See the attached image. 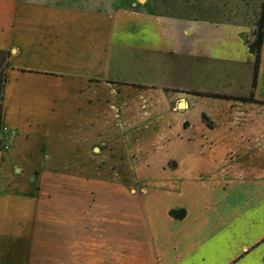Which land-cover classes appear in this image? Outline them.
I'll return each mask as SVG.
<instances>
[{
	"label": "crops",
	"instance_id": "obj_1",
	"mask_svg": "<svg viewBox=\"0 0 264 264\" xmlns=\"http://www.w3.org/2000/svg\"><path fill=\"white\" fill-rule=\"evenodd\" d=\"M149 2L0 0V264H264V44L253 88L256 56L240 36L249 22L239 6ZM145 71L156 79L144 84ZM136 133L154 137L156 171L178 160L218 173L171 194L190 199L195 183L204 196L214 183L220 210L156 213L146 226L129 212L81 210L80 194L57 219L49 173H75L71 187L81 188L91 156ZM227 154L235 157L223 164Z\"/></svg>",
	"mask_w": 264,
	"mask_h": 264
},
{
	"label": "rangeland",
	"instance_id": "obj_2",
	"mask_svg": "<svg viewBox=\"0 0 264 264\" xmlns=\"http://www.w3.org/2000/svg\"><path fill=\"white\" fill-rule=\"evenodd\" d=\"M78 1V4H87L92 7L109 8L113 6L116 0H63L64 3H71ZM123 4L130 8L132 3L145 4L148 0L140 3V0H122ZM161 1V0H159ZM166 6H167V1ZM177 2L178 6H188L189 9H196L197 7L206 6L208 4L219 7L224 4L225 0H173ZM229 6H239L240 16L243 20L249 22V31L247 33H241V37L244 41L245 47L249 53H252V48L258 40V37L264 38V0H226ZM154 0H150L148 8H152ZM220 12V10H219ZM262 25V28H260ZM128 50V49H127ZM125 51L129 57L132 55L130 51ZM262 50V48H261ZM260 50V51H261ZM254 54V53H252ZM255 55V54H254ZM130 59V58H129ZM140 66L134 65L135 70ZM145 71L144 75H140L139 80H144V84L154 81L156 77H152ZM154 75V74H153ZM132 75H128L130 77ZM136 78H138L136 76ZM128 85V84H127ZM148 89H156V85L153 88L145 86ZM252 95V93H251ZM239 98V97H238ZM254 98V97H253ZM150 99H154L150 97ZM255 100V99H254ZM254 102H257L256 100ZM147 112V111H146ZM148 113V112H147ZM152 116V115H151ZM149 117V116H148ZM204 122L208 127H212V122L205 115L203 117ZM147 125H145L146 127ZM263 127V125H262ZM140 129V127H139ZM137 134V135H136ZM134 137L126 140L120 146L119 141H114L116 147L111 145V154H102L98 151L95 155H92V162L95 170L93 172H84L79 174L82 187L74 189L71 187L74 183L72 180L77 181L75 173L69 172H50L49 187H53L50 191V204L56 208V218L60 215L59 210L63 215L72 211V205H77L76 197L81 194L80 208L84 211H101V212H129V214L135 217H146L145 224L150 225L156 222V213L166 214L172 210L185 209L186 214L198 212L200 210L215 213L220 210L221 203L215 202L214 195L218 191L217 187H214V183L207 188L206 194L200 196L202 191L199 184L193 183V194L190 199L179 197L176 199L171 193L181 190V186H178L181 181L184 180H210L216 179L218 173L204 175L201 173L200 164L197 165V171H188L189 167L180 163L178 160H172L164 167V170L156 171V159L148 158L149 154L156 153V141L154 137L139 139L141 134L136 133ZM139 134V135H138ZM263 137L258 136L256 140V148L264 149ZM120 141V142H121ZM167 141H163L162 144H166ZM206 140L200 141L199 146L202 148L203 155L210 153L208 149L211 146ZM2 145V143L0 144ZM8 145L4 142L3 151H6L5 147ZM164 146V145H163ZM160 146V147H163ZM165 147V146H164ZM106 148H103L105 150ZM264 153V152H262ZM262 153L260 156H263ZM228 155V154H227ZM219 155L220 159H224L221 162L227 164L234 159V155L228 156ZM264 157V156H263ZM141 159V160H140ZM194 164H197L195 162ZM181 167H180V166ZM106 166V167H105ZM178 167H180L178 169ZM65 180L64 184H58ZM60 193H66L68 196L60 198ZM199 193V194H198ZM220 195H217V197ZM165 197L168 200H165ZM161 199L163 204H161ZM169 199L171 201H169ZM70 202V206L67 204ZM93 202V203H92ZM236 205L237 201L231 200ZM186 205L180 206L177 205ZM63 207H68L65 210ZM175 207V208H174ZM142 215V216H141ZM63 219V218H62ZM150 219V220H149Z\"/></svg>",
	"mask_w": 264,
	"mask_h": 264
},
{
	"label": "trees",
	"instance_id": "obj_3",
	"mask_svg": "<svg viewBox=\"0 0 264 264\" xmlns=\"http://www.w3.org/2000/svg\"><path fill=\"white\" fill-rule=\"evenodd\" d=\"M260 28H262V25H260ZM264 44V38H262L261 34L258 37L257 42L255 43L254 47L252 48V53L255 54L256 56V64H255V72H254V80H253V88L256 87V83H257V78H258V71H259V65H260V53H261V48ZM191 94H195V95H201V96H205V97H214V98H226V99H232V100H236V101H250V102H254V95L252 93L250 98H236V97H228V96H223V95H214V94H208V93H198V92H193ZM4 149V147L2 145H0V152H2ZM169 215L174 218L175 220H183L186 217V211L185 209H179V210H172L169 212Z\"/></svg>",
	"mask_w": 264,
	"mask_h": 264
},
{
	"label": "built area",
	"instance_id": "obj_4",
	"mask_svg": "<svg viewBox=\"0 0 264 264\" xmlns=\"http://www.w3.org/2000/svg\"><path fill=\"white\" fill-rule=\"evenodd\" d=\"M3 132H4V133L8 132V129H7V128H4V129H3ZM5 149H6V150L8 149V145L5 147Z\"/></svg>",
	"mask_w": 264,
	"mask_h": 264
},
{
	"label": "water",
	"instance_id": "obj_5",
	"mask_svg": "<svg viewBox=\"0 0 264 264\" xmlns=\"http://www.w3.org/2000/svg\"><path fill=\"white\" fill-rule=\"evenodd\" d=\"M143 1H145V0H140V3H143ZM182 106V104L180 105V107Z\"/></svg>",
	"mask_w": 264,
	"mask_h": 264
}]
</instances>
